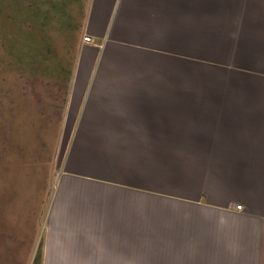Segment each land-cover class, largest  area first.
<instances>
[{"label": "crops", "instance_id": "obj_1", "mask_svg": "<svg viewBox=\"0 0 264 264\" xmlns=\"http://www.w3.org/2000/svg\"><path fill=\"white\" fill-rule=\"evenodd\" d=\"M62 116L0 264H264V0H91Z\"/></svg>", "mask_w": 264, "mask_h": 264}, {"label": "rangeland", "instance_id": "obj_2", "mask_svg": "<svg viewBox=\"0 0 264 264\" xmlns=\"http://www.w3.org/2000/svg\"><path fill=\"white\" fill-rule=\"evenodd\" d=\"M90 2L0 0V199L18 187L36 197L56 189L70 132L66 88Z\"/></svg>", "mask_w": 264, "mask_h": 264}, {"label": "built area", "instance_id": "obj_3", "mask_svg": "<svg viewBox=\"0 0 264 264\" xmlns=\"http://www.w3.org/2000/svg\"><path fill=\"white\" fill-rule=\"evenodd\" d=\"M86 42H91V39L89 38V37H85V39H84ZM238 209H240L241 210V208L239 207Z\"/></svg>", "mask_w": 264, "mask_h": 264}]
</instances>
